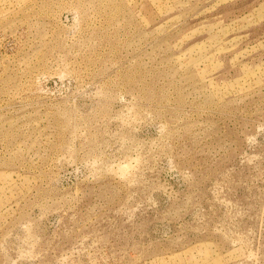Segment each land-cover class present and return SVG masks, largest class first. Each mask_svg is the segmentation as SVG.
I'll return each instance as SVG.
<instances>
[{
  "label": "rangeland",
  "instance_id": "rangeland-1",
  "mask_svg": "<svg viewBox=\"0 0 264 264\" xmlns=\"http://www.w3.org/2000/svg\"><path fill=\"white\" fill-rule=\"evenodd\" d=\"M0 264H264V0H0Z\"/></svg>",
  "mask_w": 264,
  "mask_h": 264
}]
</instances>
